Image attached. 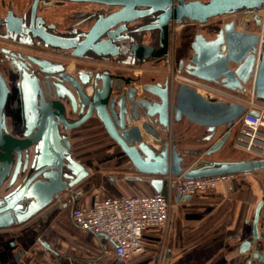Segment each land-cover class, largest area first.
<instances>
[{
	"label": "water",
	"instance_id": "obj_1",
	"mask_svg": "<svg viewBox=\"0 0 264 264\" xmlns=\"http://www.w3.org/2000/svg\"><path fill=\"white\" fill-rule=\"evenodd\" d=\"M62 1L98 3L117 7L118 10L106 17L99 16L88 32L74 30L67 34H56L49 32L42 18L34 16L35 2L30 21L27 23L16 19L8 26L9 29L25 40L37 38L52 48L71 49L72 54L78 57L127 54L135 59L152 53L154 58H167V27L170 22L204 23L214 16L258 11L264 7V0ZM137 19L149 22L136 29V36L130 33L131 30L123 34L128 30L127 24ZM254 19L261 27L257 15ZM117 24L120 25L111 29ZM147 29L159 30L157 49L139 43L141 33ZM124 40L129 42L125 43ZM196 40L192 60L196 66L190 72L192 76L208 82L219 79L226 88L237 91L253 79L255 95L264 102V32L237 31L234 23H230L218 39L207 42L199 36ZM230 63L235 65L233 69ZM42 70L48 74L54 72ZM102 72L95 75L102 84L97 88V83L94 84L91 97L85 95L79 85H76L81 95L78 102L69 94L73 109L79 106V119L72 123L65 118V106L59 99H45L36 77L22 79L26 130L19 136L11 134L6 127L2 113L6 93L0 94V230L22 227L40 218L46 221L56 210L69 207L68 202L59 201L61 196L84 181L89 172L83 162L73 157L68 135L62 130L79 127L92 117L104 126L108 139L123 162L132 170L155 176L147 180L155 192L163 195L167 194L169 175L199 178L250 173L264 168V157L234 161H209L203 158L218 153L226 145L243 151L245 139L233 129L239 126L237 122L246 110L244 105L206 98L184 84L177 85L174 91L167 83L165 86L144 85L146 91L157 97L152 102L136 98L133 89L122 90L119 96L114 97L111 94L112 78L108 71ZM47 90L53 92L49 86ZM55 92L58 98L64 96L58 86ZM250 113L259 115L255 110H250ZM182 118L205 128L207 135L203 140L209 142L208 146L191 152L180 151L174 141L160 135L159 128L169 127L172 119L180 122ZM151 120L156 124H151ZM259 137L264 138V131H260ZM189 153L199 159L191 167H186L185 155ZM180 196L177 193L175 200ZM188 197L184 195L183 199ZM263 203L264 198L257 203L252 220L246 221L251 230L238 246L237 264H264L263 234L257 228ZM40 245L50 249L45 241ZM21 254L22 250L18 251L15 258L18 259Z\"/></svg>",
	"mask_w": 264,
	"mask_h": 264
},
{
	"label": "crops",
	"instance_id": "obj_2",
	"mask_svg": "<svg viewBox=\"0 0 264 264\" xmlns=\"http://www.w3.org/2000/svg\"><path fill=\"white\" fill-rule=\"evenodd\" d=\"M89 137H82L87 141L79 151L89 155L84 163L89 175L75 187L82 189V195L46 221L40 218L32 224L0 230V264L238 263V246L251 230L246 221L251 220L256 204L253 201L264 195V169L236 174L231 185L223 184L215 191L198 192L186 199L181 195L176 201L177 193H173L167 225L146 229L143 251L122 263L106 236L75 225L73 208L90 207L97 197L153 194L155 190L147 179L155 176L130 169L108 138L99 142ZM44 241L50 249L41 247Z\"/></svg>",
	"mask_w": 264,
	"mask_h": 264
},
{
	"label": "flooded vegetation",
	"instance_id": "obj_3",
	"mask_svg": "<svg viewBox=\"0 0 264 264\" xmlns=\"http://www.w3.org/2000/svg\"><path fill=\"white\" fill-rule=\"evenodd\" d=\"M35 2L36 7L34 10V16L42 18L44 25L48 27L49 32L56 34H67L71 33L74 30H77L78 32L82 33L88 32L89 29L95 24L99 16L106 17L118 10V8L114 6L102 5L91 2H71L62 0H0V76L2 77L0 78V94H2L3 92L6 93L2 113L4 115V121L8 131L14 136L22 135L26 130L23 111V94L21 87V82L24 78L30 79L36 77L40 84V87L44 91L45 99L47 101L59 99L65 106V118L67 119V121L72 123L79 119V106H77L76 110L73 109L69 94H71L78 102V100L81 98V95L76 85H79L85 95L91 97L93 91L95 90L94 84L97 83L96 88L102 84V81L100 79H96L95 75H101L103 73V70L108 71L107 74L112 78L111 94L114 97L119 96L122 90L128 91L129 89H133L136 98L151 102L156 101V95L153 93H149L144 89V85L147 84H160L161 86H165L167 83V85L173 88L174 91L177 85L173 83L171 81V78L169 76H166V74L163 75L161 78L159 77V79H157L156 75H149L147 73H145L142 77H136L133 74L128 75L126 67L141 66L143 64H151L153 66L157 65L160 62H164V64L168 63V57H170L172 54L170 41L171 35H173V33L175 34V26L177 25L189 27V29L192 30L193 37L190 40V53L188 57H181L177 60L173 59L172 69L175 72L184 73L190 76H192L190 72H193L196 66L192 62V60L194 54L193 45L197 44V37L200 36L203 38V40L207 42L214 41L223 34L225 26L230 23H234L235 29L237 31L257 33L256 31L251 32L249 30L237 29L236 20L234 18H225L222 20L218 19L213 22L214 24H210L212 20L220 18L218 16L221 15H218L217 17H212L213 19L209 18L204 23H200L197 21H189L187 23L170 22L167 27L169 35L167 58H154L152 53L148 54V56H143L141 58L135 57V59H133V56H129L127 54H123L121 56L109 55L104 57L89 54L83 57H78L72 54L71 49L64 50L52 48L46 46L37 38L25 40V38H22L19 35H15L13 31L9 29L8 26L10 24H13L16 19L26 21L27 23L30 21L31 16L33 14V4ZM71 4H84L86 5V9L80 12L79 14L70 13L64 16L56 15L53 20H51V18L46 15L48 9L55 10ZM148 22L149 20L145 19H137L132 22H129L127 24L128 30L123 31L122 33H129V31L131 30L130 33L136 36V29L139 26L144 25ZM118 25L120 24H117L111 29H115ZM207 25H209V27ZM176 31L180 32L179 30ZM158 34V29H147L141 33L139 37V43L149 46L153 49H157L159 47ZM103 38H107V36H103ZM123 42L128 43L129 41L124 40ZM99 64L101 65V67L97 66ZM229 65L232 69L235 66L231 63ZM42 69H50L54 72L53 74H48L46 72H43ZM250 81L251 79L248 80V82L244 83L242 85V90L239 91L226 88L225 83L221 82V80L219 79L211 83L220 89L229 91L237 96L245 98L247 96L246 91L248 89ZM48 86L53 89V92H49L47 90ZM57 86L60 88V91L62 95H64V98L57 97V94L55 92ZM5 88L7 90H5ZM89 88L91 89V91H89ZM256 99L259 100L257 97ZM12 119L14 121L13 124L15 125H13L14 128L12 125H10ZM153 120H151L150 123L155 125L156 123ZM185 120L192 126L194 125L196 127L202 128V130H205V128L191 123L185 118H182L180 121L185 122ZM176 123L177 122H174L172 119L169 124V127L159 128L160 135L165 138L169 137L170 141H174L177 150L191 152L193 150L200 149L199 147H181L177 144V139H175L176 130H174V124ZM11 126L13 129H11ZM235 128L236 130H233L237 134H240V127L235 126ZM62 131H65L68 135L71 152L74 144H76V142L74 143L73 140L77 138H81L86 135H90V137L95 136L100 138H108L106 129L99 122V120L94 117L89 118L79 127ZM206 135L207 134L204 133L199 136L196 139V144H204L203 138ZM86 141L87 139L85 138L83 143L85 144ZM80 146H83V144L81 143ZM224 147L225 146L221 147L220 151H222ZM188 155L191 154L189 153ZM73 157L76 160L83 162L82 160L74 156V154ZM260 157H264V148ZM204 159L209 161H222L220 159H211L209 158V156L205 157ZM263 198L264 195H262L256 202L253 208L251 220L254 216V211L256 209L257 203ZM257 228L259 233L263 234L262 246L264 250V203L260 210Z\"/></svg>",
	"mask_w": 264,
	"mask_h": 264
},
{
	"label": "built area",
	"instance_id": "obj_4",
	"mask_svg": "<svg viewBox=\"0 0 264 264\" xmlns=\"http://www.w3.org/2000/svg\"><path fill=\"white\" fill-rule=\"evenodd\" d=\"M261 28V27H260ZM262 31V28L260 29ZM104 71V70H103ZM171 81L193 88L206 98L218 101L236 102L246 107L238 120L241 136L244 137L243 151L260 157L264 148V102L255 97L254 83L251 79L246 97L237 96L214 86L211 82L168 70ZM255 110L258 116L250 113ZM236 174H220L199 178L168 176L167 194L154 192L150 195H123L119 198L97 197L90 207L73 208L72 220L84 231L106 236L114 244L119 261L128 263L130 259L144 249L143 233L148 228H163L170 218L171 197L173 193L193 196L198 192L215 191L220 185H231ZM83 193L81 188H73L64 193L59 201L69 204Z\"/></svg>",
	"mask_w": 264,
	"mask_h": 264
},
{
	"label": "rangeland",
	"instance_id": "obj_5",
	"mask_svg": "<svg viewBox=\"0 0 264 264\" xmlns=\"http://www.w3.org/2000/svg\"><path fill=\"white\" fill-rule=\"evenodd\" d=\"M86 9V5L84 4H71L68 6H64L61 7L59 9H48L46 15H48L51 20L54 19V17L57 16H64V15H68L70 13H80L83 10ZM255 15L257 16H262L264 15V7L258 11H239L233 14H227L224 16H218L220 18H217L215 20H212L210 22V24H214L213 22L218 20V19H231L234 18L236 20V24H237V29L239 30H249L251 32H260V27L258 25H256L255 23ZM217 17V16H216ZM213 19V18H212ZM60 21V20H59ZM209 27V25H207ZM175 34L173 33V35H171V56L168 57V63L164 64V62H160L157 65H151V64H143L141 66H135V67H130L127 66L126 67V71L127 74H133L136 77H142L145 73L149 74V75H156L157 79H159V77L161 78L163 75L166 74V76L170 77V73L168 72V70L170 68H172V61L173 59L177 60L178 58L181 57H188L189 53H190V49H189V44H190V40L192 39V30L189 29V27H183L182 25H177L175 26ZM179 30L180 32L176 31ZM185 58V59H186ZM98 67H101V65H97ZM175 73V71H174ZM171 78V77H170ZM173 83H175L176 85H178L177 82H175V80L173 81ZM12 123V124H11ZM14 121L13 119L10 122V125H14L13 124ZM189 125V126H188ZM11 126V129L12 128ZM176 128L178 129L176 132V136L175 139H177V144L181 147H199V148H203L209 145V142H204V144L201 145H197L196 144V139L201 136L202 134L205 133V130H202V128L200 127H196V126H192L190 123H188L186 120L184 121H180L177 122L176 124H174V130H176ZM95 139H97V141L101 142L104 141V138H100V137H93ZM74 143L76 142V144H74L73 148H72V153L74 154V156H76L77 158H79L80 160L83 161V163L87 162L89 159V155H86L84 153H80L79 151L82 149V144L84 141V138H77L75 140H73ZM235 148H233L232 146H228L227 145L224 147V149L214 155L209 156V158L211 159H220V160H240V159H251L254 156L248 153H245L243 151L240 150H236ZM203 158H205L203 156ZM199 159V157H197L196 155H185V165L186 167L191 166V164L195 163L197 160ZM196 160V161H193ZM258 197H255L254 201H253V205L257 202ZM252 205V206H253Z\"/></svg>",
	"mask_w": 264,
	"mask_h": 264
},
{
	"label": "bare ground",
	"instance_id": "obj_6",
	"mask_svg": "<svg viewBox=\"0 0 264 264\" xmlns=\"http://www.w3.org/2000/svg\"><path fill=\"white\" fill-rule=\"evenodd\" d=\"M260 19V26L262 28V31L264 32V15L262 16H257ZM261 31V30H260ZM89 91H91V89L89 88Z\"/></svg>",
	"mask_w": 264,
	"mask_h": 264
}]
</instances>
